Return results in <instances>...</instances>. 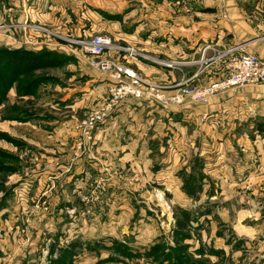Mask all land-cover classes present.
Masks as SVG:
<instances>
[{"label": "rangeland", "instance_id": "374dc122", "mask_svg": "<svg viewBox=\"0 0 264 264\" xmlns=\"http://www.w3.org/2000/svg\"><path fill=\"white\" fill-rule=\"evenodd\" d=\"M44 1L0 0V47H23L21 37L28 48L52 47L47 44L52 42L62 47L56 50L73 57L66 65L28 77L38 75L45 81L31 89L30 95H18L15 86L0 106V162L5 167L0 172V264H51L62 249L73 252L71 264H123L120 260L125 259L118 255L114 256L118 261L107 259L116 240L126 242L134 254H142L128 259L129 264H152L145 252L161 238L174 245L179 209L190 210L194 220L193 237L186 241L189 252L214 248L223 251L212 257L219 264H264V129L248 137L239 135L237 129L238 122L248 117L243 110L251 114L253 107H240L236 99L224 117L215 112L179 121L166 118L168 110L148 97L153 105L150 109L142 105L144 111L138 116L127 113V108L118 112L119 106L97 121V113L107 114L113 79L92 68L90 56L74 41L106 35L115 46L133 48L150 62L170 67L171 61L157 60L155 51L147 54L127 38L116 40L119 30L104 17L114 10L125 16L132 8L142 13L146 5L156 8L159 0H53L72 6L68 12L75 19V10H84L81 16L86 27L98 21L91 12L101 14L94 32L67 35L55 30L60 28L58 21L44 22V31L39 29V17L22 19V11H39ZM187 1L192 0H179L177 5ZM229 4L253 15L252 1L229 0ZM22 24V33L16 35ZM109 27L116 32L111 33ZM106 53L103 57L125 61L133 68V60L141 57L124 59L126 53L118 50ZM224 58L228 67L231 56ZM213 61L204 55L201 67ZM134 69L155 84L169 85ZM229 72L230 68L223 79L209 85L227 79ZM192 81L175 88L204 87ZM263 87L260 83L226 91L241 89L245 101L253 104L254 90ZM136 100L140 101L132 97L124 101ZM189 101L184 104L190 105L187 109L201 104ZM117 114H121L117 128L107 133V123ZM134 124L142 125L137 134ZM130 137L144 142L127 144L130 154H120ZM192 176L188 188L195 191L194 197L183 186Z\"/></svg>", "mask_w": 264, "mask_h": 264}, {"label": "crops", "instance_id": "0c3cea01", "mask_svg": "<svg viewBox=\"0 0 264 264\" xmlns=\"http://www.w3.org/2000/svg\"><path fill=\"white\" fill-rule=\"evenodd\" d=\"M47 1H49L48 4L46 3ZM177 1L179 2V0H159L156 3V8H153L152 5H146L143 12H139L140 14L135 8H132L131 12L127 13L125 16H122L120 11L115 10L108 11L107 15L104 16L108 18L105 19L107 24L113 25L119 30V37H116V40L119 38H123L125 41L128 40V43H134L139 48H142V50H145L147 54L155 51L157 60L177 62V65L173 67L161 66L158 63L150 62V60L144 57H140L137 60L134 59L132 62L134 68L143 70L147 76L152 75L151 77L153 79L171 86L163 92L164 95L168 97L174 95L178 91V88L175 87H180L184 81L189 79H192V82L197 85L204 86L214 83V81L217 82L227 75V59L224 57L216 59L207 66L201 67L200 60L204 55L205 57L207 56L213 59V55L216 53L225 52L231 47H238V50L251 51L264 59V14H262L264 12V0H243L245 2H253V15L248 14L245 9L239 10L231 7L229 0H226L224 4L213 0H192L184 2V6H178ZM64 4L65 2L56 4L53 0H45L43 8H40L39 11H32L31 9L22 11V19L27 21V19L33 20V18L37 19V17H39L41 20V22H38L41 26L39 29L44 31H47L44 22H52L55 24L56 21H58L60 28L55 30L63 31L64 35L68 33H81V31L87 33L90 30L94 32L98 23H101L99 21L101 19L100 12H91L96 16L98 21H91L86 27L81 16L84 10H82V13L75 10L78 14V17L75 19L74 16L68 12L72 6ZM152 18H156V20L153 21ZM128 19L130 20V24L127 22ZM25 21L23 23H25ZM74 21H77V26L74 24ZM23 26L25 27L23 24L18 25L19 30H16V35L22 33ZM108 29L111 33L116 32L110 27ZM19 40L21 46L29 45L27 41L23 42L21 37ZM36 43L37 42H31L30 44L37 45ZM47 44L52 46L48 47L51 48V50L62 48L52 42ZM41 48L44 47L40 46L34 49ZM64 50L67 51L65 48ZM67 53L70 52L67 51ZM67 55L70 56V54ZM78 65L80 66L79 62ZM196 74L197 77H194ZM100 81L108 86V82H105L103 77H100ZM240 91L241 89H239V91L231 90L220 92L210 101L197 104L190 109L186 108V106L190 105L164 107L157 100L154 99V101L168 110L167 114L165 113L166 118L185 121L191 116L215 112L219 113L220 117H224L223 114L227 111L228 107L237 99L240 107L246 108V104L249 105L246 109L253 107L251 114H248V112L245 113V110H243L244 114L248 115V117L242 118L238 122V134L247 137L249 135H258L257 133L261 134L259 129H264V87L254 90L252 96L257 97V99H251L250 95H247V98L253 100V104H249L248 101H245L246 96L242 95ZM236 92L239 93L238 98L236 97ZM152 102L153 99H151V101L144 99L142 102L141 100L131 102L123 101L119 105L121 107L118 109V112L123 113L124 109L127 108V113L138 116L144 111L142 105L150 109L153 105ZM118 107L109 111L108 115ZM148 109L147 111H150ZM152 109L153 113H157V109L154 107H152ZM246 115H244V117ZM120 118L121 114H117L112 122L107 123V127L104 131L107 130L108 133L109 130L117 128V124L121 120ZM141 126L136 127L134 124L133 132L137 134L142 128ZM137 141L143 143L144 139L134 137L128 138L120 154H124L125 156L130 154V148H127V144L132 145ZM114 142L117 144L115 140ZM257 142L256 139L251 143L256 144ZM133 152L136 151L134 150ZM214 256L215 255L210 256L211 259Z\"/></svg>", "mask_w": 264, "mask_h": 264}, {"label": "built area", "instance_id": "2783aa9c", "mask_svg": "<svg viewBox=\"0 0 264 264\" xmlns=\"http://www.w3.org/2000/svg\"><path fill=\"white\" fill-rule=\"evenodd\" d=\"M71 41V40H70ZM78 46L90 56L89 64L92 68L109 75L113 79V88L110 90V97L104 111L96 114V120H103L108 112L118 107L126 98L142 100L148 97L160 102L163 106L184 105L187 100L194 103H205L211 97L230 88L244 87L264 83V59L258 55L243 51H238V47H231L221 56L213 57L212 60L231 56L228 66L230 68L229 76L222 82L204 85V87L185 86L178 88V91L172 96L164 95V91L169 89L168 85L155 84L152 81L143 78L133 67L125 61H114L103 57L108 50H118L125 52L126 57L141 56L139 52L130 47L115 46L112 39L106 35H94L91 38L75 40ZM170 67L177 65V62H170ZM197 76V74H196ZM96 122V121H95Z\"/></svg>", "mask_w": 264, "mask_h": 264}, {"label": "trees", "instance_id": "16d2710c", "mask_svg": "<svg viewBox=\"0 0 264 264\" xmlns=\"http://www.w3.org/2000/svg\"><path fill=\"white\" fill-rule=\"evenodd\" d=\"M72 60L73 57L66 53L45 47L41 49L28 48V46L13 48L4 45L0 47V106L3 105L9 91L15 86L18 95H24L22 93H26L25 95L32 94L31 89H35L45 81L41 80V77L38 78V75L28 80V77H31L33 74L35 75L37 71L66 65ZM45 79L46 81L53 80ZM0 155H3L1 151ZM4 168L0 162V172L4 171ZM191 180H193V176L190 180L185 179L183 186L185 187L184 190L191 197H194L195 191L188 188ZM2 184L3 181L0 179V189L3 187ZM178 212H180V215L176 214L178 223L173 234L174 245L166 243L161 238L151 245L148 252H145V257L152 264H219L212 261L210 256H218L223 251L210 248L209 252H204V250L189 252V245L186 244V241L193 237L191 227L194 220L190 210L179 209ZM114 245V252L109 255L108 260H113L114 256L118 255L125 259V261L120 260L123 264H129L128 259L131 260L136 256L142 255L139 252H135V254L131 252L130 246L126 242L116 240ZM93 247L98 246L95 245ZM100 247L109 248L107 245ZM115 259L114 261H118L117 259L120 258ZM72 260L73 252H70L69 249H62L59 256L52 260L51 264H71Z\"/></svg>", "mask_w": 264, "mask_h": 264}]
</instances>
